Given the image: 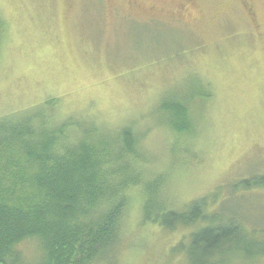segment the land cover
Wrapping results in <instances>:
<instances>
[{"label":"rangeland","instance_id":"374dc122","mask_svg":"<svg viewBox=\"0 0 264 264\" xmlns=\"http://www.w3.org/2000/svg\"><path fill=\"white\" fill-rule=\"evenodd\" d=\"M0 16L1 119L55 110L135 124L162 169L171 139L162 101L195 97L207 82L214 97L198 101L195 165L168 174L174 207L264 173V0H0ZM245 195L248 229L259 230L264 188ZM184 231L146 225L136 196L115 258L97 264H185L171 253Z\"/></svg>","mask_w":264,"mask_h":264},{"label":"trees","instance_id":"16d2710c","mask_svg":"<svg viewBox=\"0 0 264 264\" xmlns=\"http://www.w3.org/2000/svg\"><path fill=\"white\" fill-rule=\"evenodd\" d=\"M6 29L0 16V48ZM200 83L195 97L169 94L162 101L171 136L163 141L162 169L152 165L158 150L135 124L108 126L82 112L60 119L55 110L33 120L19 114L0 118V264L112 261L136 196L146 225L186 230L171 250L183 254L185 264L263 259L264 227L248 229L253 210L244 205L245 194L264 188V173L174 207L168 174L195 165L191 143L204 110L198 101L209 105L214 97L212 86Z\"/></svg>","mask_w":264,"mask_h":264}]
</instances>
